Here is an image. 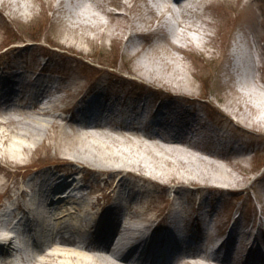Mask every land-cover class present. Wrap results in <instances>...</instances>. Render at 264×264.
<instances>
[{
	"label": "rangeland",
	"instance_id": "374dc122",
	"mask_svg": "<svg viewBox=\"0 0 264 264\" xmlns=\"http://www.w3.org/2000/svg\"><path fill=\"white\" fill-rule=\"evenodd\" d=\"M112 1H118V3H122L123 5L126 3L129 7L127 9V18L118 17L117 21H113L112 24L116 27L118 24L123 25L127 28L128 33H132L133 37L129 41L125 37L114 41L105 39V47L103 49L97 47L89 52H66L55 48H53L55 50L33 51L32 47H29L18 52L6 51L5 47L13 44H22L24 41L26 43L32 41L34 44H45L48 47L51 45L50 38L62 42L65 41L63 37H56L55 34L52 35L51 32L47 31L50 24L54 23V20L61 14H56L50 10L42 13L40 6L35 4L34 0H27V2L30 4L29 7L32 6L35 9L36 17L28 24L21 22L24 25L23 28L13 25L12 28H9L10 30H4L1 33L0 76L12 75L11 65H13L19 71H25L24 73L27 75L24 74L22 76L25 81H30L33 84L43 81V83H39V86H48L50 94L48 98L39 100V103L45 105L48 101H55L56 105L52 108V111L56 114V118H53L55 120L53 121L49 116L40 117L50 118L51 124L47 129L49 137L46 138L45 142L40 145L36 152L23 154L25 159L22 163H15L16 160L10 158L8 154L2 155L3 159L1 161L3 164L0 167V205H3L5 200L9 204L15 202L20 205L26 196L21 193L22 186L27 189V192L30 190L32 192V188L30 187L37 190V183L44 180L48 176V172L56 173L57 171L62 175H66L67 178L76 171L80 172L84 176V184L90 186L84 189L85 193L92 191V194L86 195V200L90 204H96L99 199L96 204L98 211L100 207L105 205L101 197L107 196L112 198L116 195V192L111 193V190L114 189L116 180L119 179L118 175L120 173L124 175L126 172L105 173V168L102 167L90 164L84 166L70 162L71 157H68V152L65 149V142L73 145H79L83 142L77 133V128L78 126H82L80 125L82 122H78L73 111H75L82 101L88 100L93 95L97 100L105 99L104 102L108 112L113 115L119 112L121 117L116 116L117 122L103 125L106 126L105 128L109 127L107 129L98 128L97 126L99 125L86 122L88 126L81 129V132L91 130L94 133H99L108 130L110 138L102 137V141H106L111 145L120 144L126 150H132L131 148L136 147L133 155L143 157L146 162H156L155 165H159L162 168L160 174H167L176 169V177L186 182L181 183L176 180V177L173 179L168 177L159 179L158 184H146L142 177L127 175L126 178H123V181H125V184L127 182L133 184L135 191V196H132V199L130 198L131 210L141 209L139 208V199L136 197L138 196V190H141L142 194L148 196V201H150L151 206L148 209L154 211L151 214L147 212L144 216L145 218L153 217L158 213L161 218L166 212L177 208L185 216L184 222L192 228L190 222L197 220L194 216L191 217V214L187 215V213L195 206L194 204H187L183 199L185 197L189 198L190 195H196L202 199L204 207L209 209L210 206L208 204L211 198L220 196L224 200L233 199L235 201L231 202V206L223 205L219 213V220L222 221L225 217L233 216L232 225L235 223L247 224L250 228L257 225V230L253 229V231L257 234L261 231L264 233V214H262L264 213V203H259L257 200L260 196L264 197V125L252 128L246 124L247 122L240 121L243 125L237 126L238 123L236 121L238 118L231 112L237 114L241 119L245 117L242 115L240 106L243 99L233 94L234 88H236L234 82L237 76L229 68L230 50H235L237 55L246 56L249 51L253 52L256 46L261 55L264 53V0H216L224 6H218V9L214 7V9L206 11L204 14H201L203 12L202 8L197 10L196 14L186 12V21L202 27L206 31L208 30L207 33L210 36L203 38L209 41L207 47H201L189 41L188 44H184V50L175 49L165 40L162 34V28L173 29L176 25L175 22H172V19L174 20L176 17L172 13L171 15L166 14L169 12L167 10V0ZM152 7L158 12L162 9L164 17L158 16L157 18L158 12L156 15L153 14L151 11ZM106 8L113 11L117 16L125 12L122 6H116L115 4H107ZM84 10L85 8L81 7V11ZM91 10H95L101 19L109 21V18L102 12V8ZM7 14L8 11H6V18L9 20ZM159 14L161 13L159 12ZM166 20L168 22L167 26ZM137 32H143L144 35L137 36ZM239 32H245L246 34L243 37L244 40L241 42H239L238 38ZM90 33L93 34V32ZM189 34L193 37H202L204 35L203 32L199 31H190ZM236 39L237 41H235ZM72 43L75 46L80 44L77 41ZM98 44H101V41H98ZM133 44L138 50L136 54L129 51ZM231 45L232 48H230ZM163 61H169L170 64H166L165 66L163 65ZM139 63L149 66L158 65L161 68L169 66L171 68L175 66L184 68L186 70V80L184 79V82L178 83L175 77L169 78L166 76H148V78L144 77V79H141L127 72L126 68L136 70ZM261 63L262 65L264 64V57ZM41 69L47 72L48 78H46L47 76H34V73L30 72H39ZM253 70L257 72V68L253 67ZM6 71L9 72V75ZM261 72H264V69ZM28 73H31V76ZM26 76L28 79L25 78ZM21 84V87L23 89L25 87V90L28 87H32V85L24 86L23 83ZM21 97L18 96L13 100L16 111H12V116L15 118H27L26 115L25 117L23 116V112L32 111L30 113L38 117L36 112L39 108L34 105L35 99L26 100L21 99ZM157 99H159L157 105L161 104L160 110L167 117H170L174 123L181 125L178 130L182 136L185 133V138L182 139L192 144L200 145H196L197 147L207 148L203 153H200L194 148L189 147L190 152L197 153L205 160L221 164L222 167L228 169L242 181L238 185H242L244 190L232 191L231 188H233L235 183L226 185L219 182L217 178L210 177V174L207 176L198 174L200 169H205L200 165L197 167V173L191 174L180 166L170 165L169 162L172 160V156L165 152L166 149L163 150L158 145L150 146L148 144L149 140H146L144 143L140 142L139 140H144L143 138L145 137L139 138L138 136L136 138V133L142 135L140 131L136 132V128L130 127V130L121 131L116 127L121 122L126 123L128 113L131 114L138 104L143 105L148 103L151 107L152 104L155 105ZM249 99L251 100V97ZM252 101L258 105L262 102L264 106V100L257 96H252ZM230 103H233V106H230ZM8 105V101L0 100V108ZM125 105L127 108H125ZM29 107L34 108L29 110ZM4 118L5 115L0 110V122ZM246 120L248 119L246 118ZM79 121H83V124L85 122V120ZM12 127L14 125L11 127L0 126V135L11 133L13 137L8 143L10 144L13 141V144H16L18 140L14 138L15 130L13 131ZM190 129L195 130V133L199 134L203 140H199V142L198 139L195 141L196 138H193L192 141H189L190 134L186 132H189ZM110 130L113 131L110 132ZM121 132H124V135H121ZM146 133L152 135L149 132ZM211 134H218L220 136L217 137L216 143L210 141ZM161 136L173 137L174 140H177V137L170 134ZM112 138L118 141H113ZM21 139L23 140L24 137ZM144 145H149V148L153 151L149 152L150 150H146ZM186 145L188 146L189 144ZM31 146L35 147L33 144ZM211 151L218 153L219 157H212ZM174 155V157H179L181 153L177 152ZM227 160L237 163L238 166L229 164ZM214 170L210 169L209 172L211 173ZM224 176L228 177L227 175ZM194 179L199 180L198 182L201 183L198 187L194 184ZM173 186L182 195V199L179 200V206L167 201L168 194L164 188ZM59 206L63 209L73 208L70 211H74L75 213L68 214L66 220L70 223L76 221L74 218L77 217L78 214L76 212L78 211L77 209L74 210V208L80 206V199L78 201L75 199L63 201ZM229 207H233V209L229 211ZM215 208L216 205L210 207V210ZM55 215L50 217V220L54 219L53 221L56 223L58 221L55 220V217H58V215ZM255 215L257 218L254 222L251 218ZM85 216L91 217L89 214ZM160 218L157 220V223L162 220ZM122 219L123 222L129 221V218L122 217ZM47 222L48 220L42 221L39 224L40 227H44ZM86 224L84 221L82 224L78 222V225H82V228L92 229L91 226L85 227ZM238 229L240 228L238 227ZM141 233L137 235L139 236ZM63 234L68 237L65 231ZM75 235L77 236V240H79L77 245L80 246L81 253L84 256L91 259L99 255V250L86 249L87 240L80 233L76 232ZM53 239H57L59 242L61 237L51 238L44 245L43 249L50 251L52 246L49 244ZM115 244L116 242L111 247H114ZM37 255H39V252H36ZM107 256L116 264H130L129 262H123L114 258L111 251H109ZM59 260L62 259L49 261V264H55L57 261L60 262Z\"/></svg>",
	"mask_w": 264,
	"mask_h": 264
},
{
	"label": "bare ground",
	"instance_id": "6f19581e",
	"mask_svg": "<svg viewBox=\"0 0 264 264\" xmlns=\"http://www.w3.org/2000/svg\"><path fill=\"white\" fill-rule=\"evenodd\" d=\"M30 1V0H28ZM199 2H193L191 0H188L186 5L183 6L182 10H179L178 12L172 10L171 8V1L167 0V10L172 13L177 19V23L175 25V28H169L167 27L162 28V34L165 37V40L172 45L175 49L184 50V44L190 43L198 44L199 46L207 47V44L209 41L204 40V37L210 36L206 29H203L202 27H198L197 25L187 22L186 19L183 17L184 11H190L194 14L197 13V10L203 9V12L201 14H204L206 11H211V9H214L216 7L218 9L219 7H222V3L217 2L216 0H198ZM35 4L39 5L41 8V12L46 11H53L54 13L63 14L62 16L59 15L55 20L54 23L50 24V27H48L47 31L52 35L55 34L56 37H63L65 41H58L57 39H51V45L49 47L45 44H34L32 41L29 43H26L24 41L22 44H13L5 47V50L8 52H18L22 49H27L29 47H32L33 51L38 50H45V49H51V50H61L66 52H89L94 48L100 47L103 49L105 47L104 40L110 39L111 41L119 40L122 38H127L128 41L132 39L133 35L132 33H128L127 28L123 25L118 24L117 27L112 24L113 21H117L118 17H126L127 18V9L129 8L126 3L123 5L122 3H118V1H108V0H34ZM89 2L91 3L89 5ZM107 4H115L116 6H122L125 9V12L120 14V16H117L113 11H110L106 8ZM27 2V0H0V37L1 33H3L4 30H8L9 28H12L13 25H15L18 28H23L24 25L21 24H28L30 21H32L36 16L34 12V8ZM81 7L85 8L84 11H81ZM96 8H102V12L109 18V21L103 20L100 18V15L97 14L95 10L91 9ZM6 11H8L9 20H7ZM93 11V12H92ZM152 13L157 14L158 11L155 10V8L152 7ZM159 12L161 14H159ZM156 15L157 18L164 17L162 15L163 10L160 9V11ZM212 13V12H211ZM164 14V13H163ZM65 17V18H64ZM22 18V19H20ZM166 26L168 25L166 20ZM54 24V25H53ZM10 25V26H9ZM9 26V27H8ZM121 26V27H120ZM211 26V25H210ZM202 28V29H201ZM164 29V30H163ZM10 30V29H9ZM190 31H199L203 32L202 37H193L189 34ZM90 32H93L91 34ZM164 32V33H163ZM137 36L144 35L143 32H137ZM77 41L80 44L78 46H75L72 42ZM98 41H101V44H98ZM255 42V41H254ZM55 48V49H53ZM256 50V57H254L251 52L249 55L241 56L240 54L237 55L235 50L230 51L229 53V68L232 70L235 75L237 76L235 80L236 88H234V95L238 96L240 99H243L241 106L242 115L245 116L248 120H246L245 117L242 119L235 114L234 112H231L234 114L238 120L236 121L238 123L237 126H242V122H247L246 124L248 126H251L252 128L256 126H262L264 125V106L262 105V102L260 105L255 104L252 101V96H257L264 100V72H261V70L264 69V64L262 65L264 53L261 55L260 52H258L257 47L255 46ZM129 50V49H128ZM131 53L136 54L137 48L133 44L130 47ZM263 56V57H262ZM163 65L166 66V64H170L169 61H163ZM258 65H257V64ZM252 65V66H251ZM254 65V66H253ZM257 65V67H255ZM254 68H257V72L253 70ZM127 72L132 75H136L140 77L141 79H144V77H160V76H166V77H175L177 82H184V79L186 80V70L184 68H178L174 67L171 68H161L158 65L157 66H149L147 64L139 63L136 70L132 68H126ZM259 73V74H258ZM169 75V76H167ZM233 76V73H232ZM15 79H13L14 82ZM20 83H23L24 86H31V82L27 80L25 81L23 78L19 79ZM5 86H8V83H4ZM153 84V82H151ZM22 86V84H21ZM252 86V87H251ZM254 88V89H253ZM246 89V90H245ZM39 97L35 99V107H38L39 110L36 112L38 117L33 116L30 112L32 111H24L23 116H27V118H15L12 116V111H16V106L13 103L14 98L11 97L15 92L17 91V88H11L7 90L9 92L10 98L8 99L9 105L6 107L0 108V110L5 115V120L3 119L0 122V126L5 127H12V130L14 131V138L18 140L16 144H13V141L9 144L8 142L12 140V134H4L0 135V167H2L3 162L1 161L3 159V154H8L10 158H14L16 160L15 163H22V161L25 159L23 154H29L36 152L40 145L45 142L46 138L49 137V133L47 132L48 126H50L51 120L55 121L56 114L52 111V108L56 105L55 101H48L47 104L43 105L42 103H39V100H43L48 98V95L50 94V90L48 89V86H40L39 87ZM262 92V93H261ZM251 97V100L249 99ZM42 104V105H41ZM244 104V105H243ZM148 103L145 104L143 107H147ZM230 106H233V103H230ZM34 107H29V110H32ZM94 109V101L90 102L87 106V111H93ZM135 112L140 111V108H134ZM248 109V110H247ZM41 116H49L48 118H40ZM54 118V119H53ZM246 120V121H243ZM82 122L80 125L84 127L77 128V133L80 136V140L83 142L79 145H73L71 143L65 142V149L66 152H68V157H71L69 160L70 162H74L76 164L87 166L88 164L94 165L97 167L105 168V173L109 172H126V174L120 173L118 176V181L116 180V184L114 186V189L111 190V193H115L118 188H122L124 186L122 178H126L127 175L132 176H138L142 177L144 180V183L146 184H158L159 179L161 178H174L176 177V169H173L172 172H169L167 174L162 173V168L158 165H155L156 162H146L143 157L138 156L136 157L133 155L135 152L136 147L131 148L132 150H126L120 144H109L106 141H102V137L110 138V134L107 131H101L99 133H94L91 130H88L86 132H81V129L87 128L88 124L87 121H79ZM250 123V125H249ZM98 128H105L106 126H97ZM117 128H119L121 131H127L130 130V127L127 126L126 123L121 122L119 125H116ZM109 128V127H107ZM105 128V129H107ZM111 128V127H110ZM89 129V128H88ZM135 129V128H133ZM113 130H110V132ZM142 134L136 133V138H143L144 140H139L140 142H145L146 140H149L150 146L158 145L163 150L166 149V153L168 155L172 156V160L169 162L170 165H177L185 169L186 172L194 173L198 171V165L205 169H200V172L198 174H201L202 176H207L210 174V177L217 178L219 182H222L226 185H233V188H231L232 191H242L244 190L242 185L240 184L242 181H240L237 176H234L228 169L222 167L221 164H218L214 161L205 160L204 158H201L202 156H199L197 153L190 152V148H194L196 151L203 153L207 148H201L197 147L200 145L192 144L188 141H186L185 137L177 138V140H174L173 137H163L161 135L152 134L149 135L146 132L141 131L140 129H136V132H139ZM197 131V130H196ZM44 132V133H43ZM120 133V132H119ZM124 132H121V135ZM66 136H68L67 133H65ZM24 139L22 140L21 138ZM220 137L218 134H211L210 135V141L211 142H217L218 138ZM13 138V139H14ZM190 140L194 138L193 136L189 137ZM21 139V140H20ZM113 141L116 142L118 140L112 138ZM159 139V140H158ZM197 141V139L195 140ZM199 141V140H198ZM200 142V141H199ZM35 145V147H32L31 145ZM186 144H189L188 146ZM21 145H23L21 147ZM75 146V147H74ZM140 146H142L140 144ZM149 145H144L146 150H150L149 152H152L153 150L150 149ZM143 148V147H142ZM181 153L179 157H174L176 153ZM212 157L216 158L219 157V154L216 152L211 151L210 152ZM141 155V154H140ZM155 156V155H153ZM183 157V158H182ZM143 158V159H142ZM223 159H225L223 157ZM229 164H234L235 166L237 163H232V161L227 160ZM199 163V164H198ZM19 165V164H17ZM209 167V168H207ZM131 168V169H128ZM216 168V169H215ZM210 169H215L213 172H209ZM143 170V171H142ZM146 173V174H145ZM224 175H227L228 177H225ZM165 176V177H163ZM176 180L180 181L181 183H186L182 180H179V177H176ZM187 180V179H186ZM199 180L194 179V184L198 187L201 183L198 182ZM206 181V180H202ZM74 179L69 184L73 185ZM208 187V186H207ZM209 188V187H208ZM117 189V190H116ZM75 190V189H73ZM26 192L22 191V194H26ZM92 194V191L90 193H83V196L80 198V206L77 208H74V210H80L81 212H85L92 214V211L97 208L96 204H90L86 200V195ZM55 197V195H53ZM51 197L54 198V197ZM177 198V197H176ZM197 198L196 195H190L188 200H195ZM63 196H58L55 200H62ZM182 199V195L178 196V200ZM259 203H264V197L260 196L258 199ZM143 205V207H141ZM150 201H148V196H144L143 199H141L140 207L141 209L131 210L130 208H126L125 215L126 218H129V221H127L125 224H122L119 226V228L116 231L115 237L112 238L109 241V248L106 250L99 251V255L96 256V258L88 259L86 256H84L81 253L80 246L77 245V239L73 236L65 237L62 236L59 242L57 239H53L52 242H50L51 250L46 251L45 249H41L39 251V255L33 257L29 264H49V261H53L56 259H62L59 260L60 262H55V264H116L113 262L107 254L109 253L111 246L116 243H122L129 239H137L139 236L137 234L148 230V229H155L158 227L159 223L157 224V220L160 218V214H156L153 217H144L147 212L151 214V212H154L152 210H149L150 207ZM202 205L199 206V209H202ZM70 209L73 208H59L58 209V216L56 220L58 221L56 223L57 226L62 227L63 229H66L67 231L71 232H77L80 233L83 237L87 233L86 228H82V225H78V222L82 224L83 220L82 218H74L76 219L75 222H67L66 216L68 214L73 213L74 211H70ZM75 213V212H74ZM154 214V213H152ZM264 214V213H262ZM21 217L22 214H19ZM256 215L253 216L252 221H256ZM65 219V220H64ZM96 220L95 215H93L85 227L92 226L93 222ZM20 224V221L18 222V226ZM239 228H243L244 233V239L241 241V243L238 246L239 253H243L246 246H252L254 247L255 244V234L253 232V229L257 230V225H254L251 229L247 224H236ZM235 225L233 227H235ZM232 227V229H233ZM224 230L229 229V226L225 224L223 226ZM213 231V229H212ZM129 236V237H128ZM132 236V237H131ZM230 241H232V235L230 233ZM158 237V235H156ZM156 239H153L151 242V245H153L150 248V255L156 256L155 251L157 249ZM48 245V246H49ZM168 249L167 251L171 250L170 243H168ZM95 249L91 247L90 245L86 246V249ZM103 247L100 246L99 249H102ZM106 248V247H105ZM104 248V249H105ZM97 250V249H95ZM148 251V252H149ZM6 252V251H4ZM192 253V255H190ZM188 254V258H191L193 261H187L185 259L186 257L182 258L178 262H175L174 264H239L236 261H215L209 254H207L204 250H195ZM38 257V258H37ZM197 259V260H195ZM123 262H128L127 260H121ZM0 264H7L4 261H0ZM261 264V262H259ZM264 264V262L262 263Z\"/></svg>",
	"mask_w": 264,
	"mask_h": 264
}]
</instances>
